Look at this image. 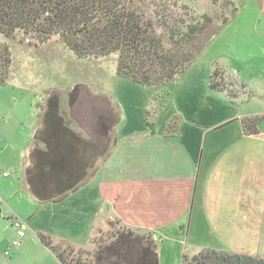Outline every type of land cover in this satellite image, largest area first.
I'll return each instance as SVG.
<instances>
[{
	"label": "crops",
	"instance_id": "1",
	"mask_svg": "<svg viewBox=\"0 0 264 264\" xmlns=\"http://www.w3.org/2000/svg\"><path fill=\"white\" fill-rule=\"evenodd\" d=\"M258 3L264 17V0ZM240 60L241 70L225 58L196 57L180 78L160 87L117 77L107 88L120 113L109 130L110 148L59 201L39 204L25 178L28 157L18 170L13 155L4 170L12 177L0 178V216L8 212L10 227L11 217L24 221L20 248L23 239L25 246L13 259L15 248L8 245L0 253L12 260L6 264H23L24 257L29 264H61L40 237L51 246L84 250L106 220L151 233L159 264H180L183 253L204 249L264 259V57ZM214 72H224L252 94L242 108L223 90L210 88ZM162 91L167 95L159 109ZM173 117L180 124L171 136L166 127ZM253 117L262 119L258 134L246 136L241 121ZM37 126L38 115L23 130L33 137Z\"/></svg>",
	"mask_w": 264,
	"mask_h": 264
},
{
	"label": "trees",
	"instance_id": "2",
	"mask_svg": "<svg viewBox=\"0 0 264 264\" xmlns=\"http://www.w3.org/2000/svg\"><path fill=\"white\" fill-rule=\"evenodd\" d=\"M153 4L148 0H0V34L14 39L21 33L23 40L28 39L34 47L57 37L79 59L116 54L118 78L160 87L180 78L196 59V40L209 18L195 17L184 5H174L180 11L178 14L151 11ZM11 65L10 50L0 42V86L7 84ZM211 80L210 88L218 90L219 86ZM79 92L77 88L69 93L70 107L76 103ZM166 95L165 91L157 95L159 109ZM59 102L56 91L46 92L28 151L25 178L29 192L39 204L59 201L75 191L101 157L100 151L104 152L108 140L104 138L95 146L82 138L70 128ZM113 114L116 118L109 129L118 120L116 109ZM261 121L260 117L242 119L244 134L257 135ZM179 124L177 117L171 118L166 134L176 135ZM94 150L98 154L95 161L88 154ZM144 233L148 238L145 246L125 247L126 235L115 232L117 245L99 249L90 262L82 259V250L68 246L60 251L44 237L40 239L61 264H118L116 259H121L122 264H159L157 244L151 233ZM180 264H264V259L204 249L192 256L183 253Z\"/></svg>",
	"mask_w": 264,
	"mask_h": 264
},
{
	"label": "rangeland",
	"instance_id": "3",
	"mask_svg": "<svg viewBox=\"0 0 264 264\" xmlns=\"http://www.w3.org/2000/svg\"><path fill=\"white\" fill-rule=\"evenodd\" d=\"M148 1L155 3L151 6V11L178 14L180 11L174 5H184L195 17L209 18L206 29L196 40V57L225 58L229 64L239 70H241L240 58L264 57V17H260L261 8L258 0ZM228 2L230 4H227ZM224 20L227 23H223ZM0 42L8 46L12 56L8 82L0 86V169H9L13 155V160H18L16 166L18 170H21L28 162L27 148L32 135H29L27 130L25 132L23 128L29 121L37 119V115L39 117V105L42 103L44 105L46 100L45 91L58 93L61 100L60 106L65 107V113H63L65 120L82 138L92 141L95 146H99L104 138L108 139L105 140L104 152L100 151L101 157H98V159L104 158L113 139L108 126L116 118L113 114L115 108L111 106L107 95V88L113 87L114 80L117 78V55L111 54L97 59H79L66 49L57 37L39 47L31 46L28 39L23 40L21 33L14 39L0 34ZM211 81L241 108L243 104L240 103L252 96L251 93L244 91L234 78L224 72H217ZM77 88H80V92L78 97L75 96L76 103L70 107L69 93L77 91ZM254 105L255 102L252 101L251 106ZM119 116L120 113H118ZM20 129L22 134H19ZM88 154L94 161L98 155L95 150L94 153ZM96 162L88 170V174L96 167L98 163ZM10 175L11 178L12 174ZM7 214L8 212L5 211L0 216V253L15 240L17 234V231L6 222ZM105 224L106 226L102 228L101 233H97L89 248L80 251L82 259L87 262H90V259L94 261L93 256L99 249L117 245L119 239L114 237L117 231L126 235L125 247H131V244L142 247L148 241L143 231L128 230L115 220H106ZM29 234V231H26V237ZM24 246L25 239L21 248L11 251L10 258L14 259L17 251ZM65 249L67 248L60 247V251ZM0 258L3 260L0 264L12 263L9 257L0 256ZM28 261L30 260L24 257L22 263L29 264ZM115 261L118 264L123 263L121 259Z\"/></svg>",
	"mask_w": 264,
	"mask_h": 264
},
{
	"label": "built area",
	"instance_id": "4",
	"mask_svg": "<svg viewBox=\"0 0 264 264\" xmlns=\"http://www.w3.org/2000/svg\"><path fill=\"white\" fill-rule=\"evenodd\" d=\"M10 176L8 171H4L0 169V178H8ZM3 203L1 197H0V204ZM11 225L14 229L17 230V239L13 240L11 243V247L13 248H19L21 246V240L25 235V224L24 221L18 217H11L10 218ZM7 252H5V255Z\"/></svg>",
	"mask_w": 264,
	"mask_h": 264
}]
</instances>
